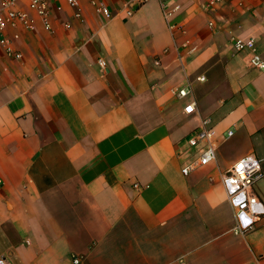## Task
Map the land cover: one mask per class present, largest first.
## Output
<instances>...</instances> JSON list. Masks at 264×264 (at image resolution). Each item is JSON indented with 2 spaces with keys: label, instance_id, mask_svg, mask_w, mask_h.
Here are the masks:
<instances>
[{
  "label": "crops",
  "instance_id": "obj_1",
  "mask_svg": "<svg viewBox=\"0 0 264 264\" xmlns=\"http://www.w3.org/2000/svg\"><path fill=\"white\" fill-rule=\"evenodd\" d=\"M101 1L110 18L54 0L50 29L37 17L9 29L23 58L0 56V258L264 264V229L231 231L221 176L245 155L264 173V69L232 45L253 38L264 59V0H169L175 31L158 0L131 16ZM203 122L216 158L184 175L180 151ZM254 192L264 200V174Z\"/></svg>",
  "mask_w": 264,
  "mask_h": 264
},
{
  "label": "built area",
  "instance_id": "obj_2",
  "mask_svg": "<svg viewBox=\"0 0 264 264\" xmlns=\"http://www.w3.org/2000/svg\"><path fill=\"white\" fill-rule=\"evenodd\" d=\"M23 0H0V56L14 60H22L23 55L14 42L19 38L18 32L9 34V29L23 27L27 30H34L36 17L46 29L51 28L49 19V5L54 0H25L26 5L22 6ZM66 3L75 9L73 16L80 18L79 0H65ZM148 0H123L124 12L131 16L133 9L131 3L142 5ZM162 9L164 19L172 30H179L177 23L170 22V16L178 7L169 6V0H158ZM231 0H208L206 5L213 8L217 4ZM241 4L240 0H237ZM95 12L105 18L111 17L110 9L101 0H89ZM213 22H209L212 26ZM232 45L236 51L246 50L249 54L248 63L250 66L264 69V59L256 52L253 38H233ZM0 57V58H1ZM101 66L105 62L99 59ZM6 70L0 64V73ZM203 80V77L199 78ZM189 87L178 89L177 96L183 98L189 93ZM195 101H191L184 107V112L192 113ZM233 131L228 130L226 135L231 136ZM215 130L207 126L205 122L197 126L187 137L180 155L183 156L181 172L189 174L197 167L206 165L216 158V151L213 144ZM261 159L253 155H245L233 163L228 169L222 172V183L225 189L227 201L232 208L234 224L231 231L237 235H246L256 229H264V200L254 192V184L262 177ZM1 184V180H0ZM80 256H73V264H81ZM0 264H8L4 258H0Z\"/></svg>",
  "mask_w": 264,
  "mask_h": 264
}]
</instances>
